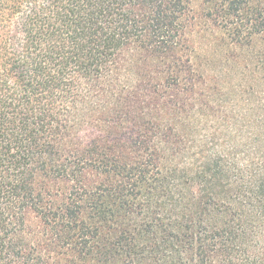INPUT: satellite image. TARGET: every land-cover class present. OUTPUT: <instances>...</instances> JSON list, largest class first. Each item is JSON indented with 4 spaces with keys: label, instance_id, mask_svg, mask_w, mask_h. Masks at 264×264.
<instances>
[{
    "label": "trees",
    "instance_id": "obj_1",
    "mask_svg": "<svg viewBox=\"0 0 264 264\" xmlns=\"http://www.w3.org/2000/svg\"><path fill=\"white\" fill-rule=\"evenodd\" d=\"M0 264H264V0H0Z\"/></svg>",
    "mask_w": 264,
    "mask_h": 264
},
{
    "label": "rangeland",
    "instance_id": "obj_2",
    "mask_svg": "<svg viewBox=\"0 0 264 264\" xmlns=\"http://www.w3.org/2000/svg\"><path fill=\"white\" fill-rule=\"evenodd\" d=\"M199 3H200V0H192L193 11L195 13L199 11Z\"/></svg>",
    "mask_w": 264,
    "mask_h": 264
}]
</instances>
